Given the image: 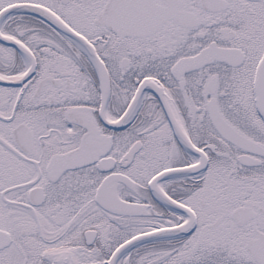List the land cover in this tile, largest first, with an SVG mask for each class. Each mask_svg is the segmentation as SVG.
<instances>
[{"label": "snow or ice", "instance_id": "6c2138e0", "mask_svg": "<svg viewBox=\"0 0 264 264\" xmlns=\"http://www.w3.org/2000/svg\"><path fill=\"white\" fill-rule=\"evenodd\" d=\"M0 264H264V0H0Z\"/></svg>", "mask_w": 264, "mask_h": 264}]
</instances>
